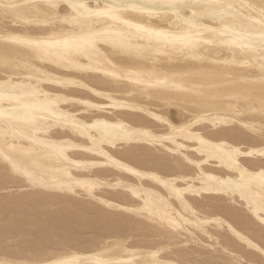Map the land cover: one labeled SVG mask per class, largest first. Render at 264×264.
<instances>
[{"label": "snow or ice", "instance_id": "6c2138e0", "mask_svg": "<svg viewBox=\"0 0 264 264\" xmlns=\"http://www.w3.org/2000/svg\"><path fill=\"white\" fill-rule=\"evenodd\" d=\"M152 17H164L174 26L162 29L150 22ZM241 18L253 24L238 28L235 21ZM113 24L121 31L113 32ZM250 32L257 34L255 38ZM241 36L243 41L238 40ZM234 48L240 49L239 56ZM225 49L231 56L223 54ZM113 50L131 61L120 62ZM52 64L62 71L45 70ZM21 76L48 83L26 87ZM121 80L129 83L110 84ZM127 97L139 99L129 104ZM141 97L161 106L151 108ZM61 102L90 112L131 107L144 116L127 125L101 119L83 124L68 113L54 112ZM170 108L181 115L179 124L167 119ZM42 112H53L82 134L86 128L118 129L120 140L131 147L123 153L100 151L98 166L117 181L111 187L126 189L143 204L101 199L95 189H102L103 180H80L68 168L42 162L38 146H44L52 161L65 154L63 146L25 133L22 122L31 123ZM145 117L152 120L146 122ZM152 121L165 125L166 134H158L159 125ZM205 121L218 127V133L194 135V125ZM185 138L197 142L194 152L199 156L185 154V145L178 143ZM256 144H264V0H0V189L33 196L86 194L103 214L130 218L125 225L129 236L156 228L173 238L167 249L157 245L140 249L139 261L135 252L129 260L112 258L131 247L128 237L117 236L104 239L89 255L65 244L62 252H46L38 264H166L173 259L176 264H264V164L238 162L242 156H253L247 149ZM216 160L230 169L225 175L232 178L221 179L204 167ZM133 177L167 189L191 217H199L197 227L208 240L216 237L205 226L215 225L246 245L247 251L219 242L215 247L201 245L198 240L199 247H181L174 237L186 229L190 218L174 214L167 200L136 186ZM196 185L218 194L210 198L213 211L198 213L185 201L184 193ZM237 194L259 229L258 241L242 235L230 222L237 211ZM9 238L6 231L0 234V264H19ZM162 252L168 255L162 258Z\"/></svg>", "mask_w": 264, "mask_h": 264}, {"label": "bare ground", "instance_id": "6f19581e", "mask_svg": "<svg viewBox=\"0 0 264 264\" xmlns=\"http://www.w3.org/2000/svg\"><path fill=\"white\" fill-rule=\"evenodd\" d=\"M257 34L250 32L249 36L255 38ZM238 40L243 41L244 37H238ZM233 51L239 56L240 49L234 48ZM223 54L226 56H231V52L226 49L223 50ZM49 67L52 71H62L52 68L50 65H45ZM235 67V66H234ZM237 67H239L237 65ZM86 76L96 75V73H86ZM20 80L27 83V79L24 76L20 77ZM34 83V81H33ZM129 83V82H124ZM50 87H56L52 85ZM62 94V93H61ZM79 98V97H75ZM137 100H133L132 97H127L126 102L129 104L137 103ZM154 103V101H153ZM174 109V112L172 110ZM111 111L120 112L124 114H132L134 118L139 116H144L143 113L135 112L131 107L127 108H113ZM157 115L160 113L157 111ZM167 119L174 123L179 124L182 117L177 112L175 108L167 109L165 113ZM184 115H187L185 113ZM102 119V117H101ZM151 117H145V121H151ZM109 124H115V121H108ZM153 124L159 125L160 131L158 134H166L163 129L165 125L160 124L159 121H152ZM124 124H128V121L125 120ZM208 122L205 121L201 125H194L193 130H199L204 125H207ZM150 131L151 129H145ZM183 143L185 145L184 152L185 154H194L199 156L200 153L194 152V149L197 147V142L193 140L181 141L178 139V143ZM168 145L165 144V148ZM76 151H79L77 149ZM204 167L210 170V174L217 175L221 179H230L229 175H225L230 171V169L224 167L219 160L209 161L208 164ZM111 173L107 169L100 170V175L104 178H109L113 182L114 178H111L109 175ZM77 179L84 180L85 176H77L73 173ZM132 180H135L133 177ZM132 180L128 181L129 183ZM135 185L141 187L144 190L157 193L160 197H163L168 201L172 209H176L174 214L177 211H180L181 205L178 200H176L174 195H170L167 189L162 185L156 184L151 180H135ZM108 191H118L122 195H114L112 198H108L101 192H96L101 199H109L113 203L125 200L127 204L136 206L135 201L138 204H143V199L138 196H133L131 192L127 191L124 188L120 189H109ZM16 193V192H15ZM14 193V194H15ZM11 195V193H10ZM236 214L231 218V223L237 231L241 232L242 235H247L250 239L255 237V240H259V229L256 228L254 219L251 217L247 203L239 200V194L236 197V203L234 205ZM181 215L184 213L181 211ZM45 215V216H44ZM82 216H87L86 219H83ZM136 219L141 220L142 222L152 225V220H145L143 217H138ZM130 223V218L125 215H105L100 212L94 205L89 203H83L80 200L69 197L66 195H41L33 196L29 193H21L17 196L6 197L0 199V234L5 231L9 234L10 238H16L24 244L30 246L39 245L42 248L46 249L45 253L48 251L62 252L63 245L69 244L72 246V250L79 252L82 255L91 254L92 250L99 243H102L106 238L112 237H128V243L131 245L128 252L113 254V259L120 260H129L132 259V253H136V260L139 261L142 259V254L140 249L148 250V246L157 245L163 246L167 249L168 241L173 239L168 236L166 233L158 231L156 228H151L148 231H145L135 237L129 236L128 232L125 229V225ZM85 226L88 231V236H83L79 233L81 227ZM84 227V228H85ZM187 231L181 230L176 237H174L175 242L181 247H199L195 244V241H200V244H208L212 247L216 246V243L219 242L222 246L227 245L229 247L237 248L238 251L244 252L247 251V246L243 245L241 241H238L235 237L231 236V233H226L221 229H218L215 225H206V231L214 235L216 239L208 240V238L199 230L194 229L190 224L185 226ZM151 250H156L151 248ZM44 253V254H45ZM168 255L167 252H162L161 257L164 258Z\"/></svg>", "mask_w": 264, "mask_h": 264}, {"label": "clouds", "instance_id": "9594fccd", "mask_svg": "<svg viewBox=\"0 0 264 264\" xmlns=\"http://www.w3.org/2000/svg\"><path fill=\"white\" fill-rule=\"evenodd\" d=\"M150 22L159 25L162 29L171 28L174 26L172 21L167 20L164 17H152ZM235 24L238 28H244L246 26H251L253 21L246 20L244 18L238 19L235 21ZM113 32L121 31V26L113 24L110 26ZM103 43V41H101ZM112 55L115 56L120 62L126 63L130 62L131 58L121 55L119 52L113 50ZM87 58V57H85ZM38 59V57H37ZM52 68L61 70L57 68L55 64L50 65ZM103 67V66H101ZM49 67H45V70H48ZM58 72V71H56ZM102 74V72L100 73ZM27 79L26 87L38 85H46L48 82L44 80H36L33 83L32 79ZM111 86L121 87L124 85V81H111ZM143 103L151 108L160 107V102L157 100L149 99L148 97L140 98ZM154 101V103H153ZM56 113H68L71 117L80 121L83 124H87L89 121L95 122L97 119H102L108 123V121H115V123L124 124V121L127 120L128 124L131 123L134 119L132 114H122L120 112H114L105 110L103 112H90L86 111L81 105L75 103H59L58 106L54 108ZM22 126L26 134L39 135L41 140L45 144H59L65 148V154L63 158L52 161L48 158L44 146H38L37 155L42 162L46 164L55 163L56 166L61 168H68L70 175L74 178L75 173L77 176H85V181H98L103 180L104 186L101 189V194L105 195L108 198H112L114 195H122L118 191H108L109 189H118L111 187L114 182L109 178H104L100 175L99 168V152L100 151H112L117 153H123L129 150L131 145L127 142H123L119 138L118 129H108L103 128H86L84 133L76 130L57 118V115H54L53 112H42L35 114V119L31 123H23ZM219 131L218 127L213 126L208 123L204 125L199 130H194V135L200 136H211L217 134ZM191 139H182L181 141H189ZM75 146V147H73ZM79 149V151H76ZM91 149V150H89ZM248 151H252L253 156L249 157L247 155L240 157L238 161L242 166L246 160H254L258 165L264 164V155H261V152H264V144H256L253 147H249ZM159 152V149L156 150ZM51 195H65L63 193H51ZM218 194L214 191H203L200 190V186H194L193 191H188L184 193L185 201L188 203L191 210L198 213H208L213 211L210 198L217 196ZM79 199L92 204L86 194H81ZM227 199V198H226ZM176 211V209H173ZM181 211L184 215H181ZM177 216L184 217L185 219L190 218V225L199 230L197 227L199 217H191V212L185 209L181 205L180 211L176 212ZM187 231V229H185ZM10 250L14 255L18 256L19 264H38L39 258L44 255L46 249L42 248L39 245L30 246L22 243L16 238H9L7 241ZM264 255V253H261ZM166 264H176L175 259L167 261Z\"/></svg>", "mask_w": 264, "mask_h": 264}, {"label": "rangeland", "instance_id": "374dc122", "mask_svg": "<svg viewBox=\"0 0 264 264\" xmlns=\"http://www.w3.org/2000/svg\"><path fill=\"white\" fill-rule=\"evenodd\" d=\"M172 110V109H171ZM172 112H174V109L172 110ZM96 192H101V189H95ZM16 192V193H15ZM15 192H7V191H4L3 189H0V199H4L6 197H11V196H17V194H21L22 192H19V191H15ZM11 193V195H10ZM15 193V194H14ZM78 200H80L81 202H83L84 204L87 203L79 198H76ZM45 216V215H44ZM87 216H82L83 219H86ZM85 226H82L79 231L80 234H82L83 236H88L89 235V231L88 229L85 227Z\"/></svg>", "mask_w": 264, "mask_h": 264}]
</instances>
